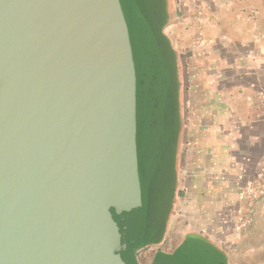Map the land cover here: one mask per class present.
<instances>
[{
  "label": "water",
  "instance_id": "95a60500",
  "mask_svg": "<svg viewBox=\"0 0 264 264\" xmlns=\"http://www.w3.org/2000/svg\"><path fill=\"white\" fill-rule=\"evenodd\" d=\"M140 68L124 0H0V264H141L161 242Z\"/></svg>",
  "mask_w": 264,
  "mask_h": 264
},
{
  "label": "crops",
  "instance_id": "0c3cea01",
  "mask_svg": "<svg viewBox=\"0 0 264 264\" xmlns=\"http://www.w3.org/2000/svg\"><path fill=\"white\" fill-rule=\"evenodd\" d=\"M170 12L175 203L156 246L206 239L226 264H264V197L244 194L264 174V0H172Z\"/></svg>",
  "mask_w": 264,
  "mask_h": 264
},
{
  "label": "trees",
  "instance_id": "16d2710c",
  "mask_svg": "<svg viewBox=\"0 0 264 264\" xmlns=\"http://www.w3.org/2000/svg\"><path fill=\"white\" fill-rule=\"evenodd\" d=\"M171 1L124 0L132 44L141 64L148 136L149 211L157 227L156 238L167 230L168 225L166 228L165 225L175 184L173 159L176 125L173 112L179 87L180 55L164 33L170 22ZM174 203L173 196V206ZM151 240L152 237L150 240L148 238L147 243ZM192 242L196 257L205 264H226L222 253L208 240ZM162 254V251L154 253L153 259Z\"/></svg>",
  "mask_w": 264,
  "mask_h": 264
},
{
  "label": "built area",
  "instance_id": "2783aa9c",
  "mask_svg": "<svg viewBox=\"0 0 264 264\" xmlns=\"http://www.w3.org/2000/svg\"><path fill=\"white\" fill-rule=\"evenodd\" d=\"M244 194H245L246 199H248L249 201L258 200L260 198H263L264 197V174H262L258 178L256 185L248 187L245 190ZM251 215L248 218L242 220V222L240 223V227L242 229H247L250 227L252 223Z\"/></svg>",
  "mask_w": 264,
  "mask_h": 264
},
{
  "label": "rangeland",
  "instance_id": "374dc122",
  "mask_svg": "<svg viewBox=\"0 0 264 264\" xmlns=\"http://www.w3.org/2000/svg\"><path fill=\"white\" fill-rule=\"evenodd\" d=\"M173 225H174V223L172 222L170 227H169L170 228L169 230H172ZM156 249H157L156 246H151L142 252L143 254L141 257L146 264L152 263L153 253L155 252Z\"/></svg>",
  "mask_w": 264,
  "mask_h": 264
},
{
  "label": "flooded vegetation",
  "instance_id": "af4514ba",
  "mask_svg": "<svg viewBox=\"0 0 264 264\" xmlns=\"http://www.w3.org/2000/svg\"><path fill=\"white\" fill-rule=\"evenodd\" d=\"M175 149H176V142H175ZM149 247H151V246H148V247H146V248H144L139 254H138V259H139V262L141 263V264H146L144 261H143V259H142V252L144 251V250H146L147 248H149ZM157 247V246H156ZM159 251H161V249H160V247H157V249L155 250V252L154 253H157V252H159ZM153 253V254H154ZM154 261V259L152 260V262ZM152 264V263H151Z\"/></svg>",
  "mask_w": 264,
  "mask_h": 264
}]
</instances>
